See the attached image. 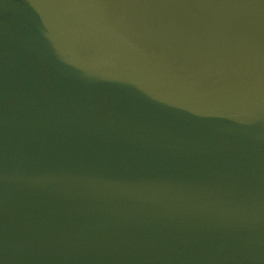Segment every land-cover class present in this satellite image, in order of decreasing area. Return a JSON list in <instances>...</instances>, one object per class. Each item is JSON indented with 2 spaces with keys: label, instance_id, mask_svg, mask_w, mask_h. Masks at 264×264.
<instances>
[{
  "label": "water",
  "instance_id": "95a60500",
  "mask_svg": "<svg viewBox=\"0 0 264 264\" xmlns=\"http://www.w3.org/2000/svg\"><path fill=\"white\" fill-rule=\"evenodd\" d=\"M0 264H264V0H0Z\"/></svg>",
  "mask_w": 264,
  "mask_h": 264
}]
</instances>
